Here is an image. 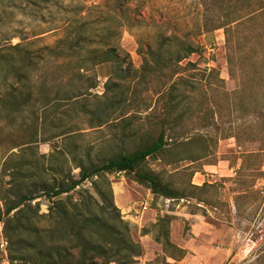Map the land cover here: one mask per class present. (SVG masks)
I'll list each match as a JSON object with an SVG mask.
<instances>
[{"label":"rangeland","instance_id":"obj_1","mask_svg":"<svg viewBox=\"0 0 264 264\" xmlns=\"http://www.w3.org/2000/svg\"><path fill=\"white\" fill-rule=\"evenodd\" d=\"M263 1L0 0V47L19 45L0 59V186L32 191L38 213H48L52 199L39 187L78 175L80 159L131 151L169 113L165 148L140 168L187 196L164 206L132 172L93 177L104 190L109 182L142 246L136 264H264ZM163 35L183 36L196 50L160 72L153 57ZM93 47L114 58L96 63ZM180 77L170 102L168 82ZM14 91L21 109L10 103ZM34 123L37 142L12 148L20 126ZM84 190L102 203L91 180L53 201H82ZM166 238L186 246L182 255ZM4 246L0 225V264H8Z\"/></svg>","mask_w":264,"mask_h":264},{"label":"trees","instance_id":"obj_2","mask_svg":"<svg viewBox=\"0 0 264 264\" xmlns=\"http://www.w3.org/2000/svg\"><path fill=\"white\" fill-rule=\"evenodd\" d=\"M245 2H248V0H245ZM257 4L260 15H264V1ZM231 19L232 17L226 20L231 22ZM161 39L159 48L154 53L155 66L153 70L158 67L156 70L163 72L162 68L171 66L172 62L179 66L178 63L182 59L187 58L196 50L194 43H190L183 36L163 35ZM164 44L167 45L166 51L159 52ZM9 46L4 49L0 47V59L5 56L6 49H17L19 47L17 44ZM71 48L72 52L79 53L78 46L73 45ZM100 50L93 47L88 51L96 58L100 56L96 63L110 61L114 58L112 49L102 51L101 55ZM192 66H194V63H192ZM9 67H7L9 71L15 70L12 65ZM177 74L178 71L173 69L170 75ZM181 81L183 82L180 77L170 79L168 82L167 95L170 102L177 97L176 94H178L179 88L176 87ZM10 96L12 97L10 103L17 109H21L18 94L16 92L10 93ZM56 100L54 99V101ZM50 104L51 102H46L43 106L41 105L40 109L44 110ZM37 110L39 109L37 108ZM34 111L36 110L34 109ZM168 116L169 113L159 117L158 132L154 137L149 136L140 141L131 151H120L114 156L99 162L86 163L80 159L75 166L79 170L78 175H69L49 187L38 186L49 199H52L48 206V213H38L39 203L37 201L36 205L31 203L35 198L32 191L15 192L10 187L4 189L0 186L2 204V207H0V225L2 237L5 241L4 250L8 264H109L111 262L115 264H136L135 257L142 255V246L132 238L128 223L121 219L119 211L112 201L109 182L105 181L106 187L104 190L97 187L96 180L93 177L99 178L101 175L112 172H132L134 180L148 187L156 196L176 199L187 196L185 190L172 186L168 181H163L152 171L140 168L141 163L148 156L159 155L165 148V123ZM21 127L19 129L23 141L16 135L20 141L14 143L12 148L26 147L37 142V124L34 123L31 127L24 128V131ZM28 128L29 130L26 133L25 129ZM86 180H91L97 194L100 196L101 204L86 190H84L86 199L84 198L82 201L72 202L66 200L68 204L61 200L53 201V197L68 193ZM95 207H98L101 212L98 213ZM33 214L36 215V225L30 217ZM41 218L50 219L51 227L37 225V221ZM155 241L163 243L158 236L155 237ZM164 244L174 248L180 255L184 252V249L175 246L167 238ZM170 256L175 261L178 260L176 255Z\"/></svg>","mask_w":264,"mask_h":264},{"label":"built area","instance_id":"obj_3","mask_svg":"<svg viewBox=\"0 0 264 264\" xmlns=\"http://www.w3.org/2000/svg\"><path fill=\"white\" fill-rule=\"evenodd\" d=\"M172 199L173 198H169V197H161V201L163 200V202H164V206H168L169 205V202H171L172 201ZM148 208V205L147 204H143V202H142V204H141V209H142V211L143 210H146Z\"/></svg>","mask_w":264,"mask_h":264},{"label":"crops","instance_id":"obj_4","mask_svg":"<svg viewBox=\"0 0 264 264\" xmlns=\"http://www.w3.org/2000/svg\"><path fill=\"white\" fill-rule=\"evenodd\" d=\"M196 184H198V183H196ZM203 224H205V225H203V227H201V228H206V226L209 225V223H207L205 221H203ZM181 248H186V246L183 245V247H181Z\"/></svg>","mask_w":264,"mask_h":264}]
</instances>
